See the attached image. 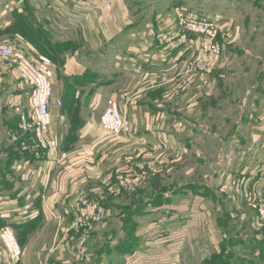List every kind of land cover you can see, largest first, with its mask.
I'll return each instance as SVG.
<instances>
[{
  "label": "crops",
  "instance_id": "crops-1",
  "mask_svg": "<svg viewBox=\"0 0 264 264\" xmlns=\"http://www.w3.org/2000/svg\"><path fill=\"white\" fill-rule=\"evenodd\" d=\"M139 1L0 0V46L24 51L53 84L49 144L42 146L19 126L20 115L29 111L32 88L13 61L0 57V218L17 233L23 228L21 245L27 253L21 264H90L96 257H113L90 251L98 227L76 228L79 200H98L107 209L111 197L134 198L149 189L145 185L151 177L168 174L182 162L188 155L180 139L183 116L215 87L232 59L233 17L208 16L219 20L222 43L219 59L211 62L198 44L178 45L174 25L166 23L171 17L140 26L128 5ZM110 100L118 103L129 132L112 136L102 129ZM260 127L237 155L242 189H226L225 200L213 204L212 211L204 210L206 200L197 197L189 215L186 190L166 194L172 206L180 203L174 220L180 222L176 260L180 253L189 258V227L210 221L214 254L204 259L228 255V264H264V222L251 204L264 196V123ZM6 163L15 166L4 171ZM8 181L13 186L5 190ZM119 202L129 205L125 199ZM146 241L144 257L151 258L153 244L149 237ZM0 264L12 263L1 254Z\"/></svg>",
  "mask_w": 264,
  "mask_h": 264
},
{
  "label": "rangeland",
  "instance_id": "rangeland-1",
  "mask_svg": "<svg viewBox=\"0 0 264 264\" xmlns=\"http://www.w3.org/2000/svg\"><path fill=\"white\" fill-rule=\"evenodd\" d=\"M128 5H133L135 21L143 28L158 25L166 16L174 18L176 10L182 9L203 10L211 17L222 14L226 20L233 17L236 31L232 45L227 48L232 59L215 87L183 116L180 139L187 147V157L175 164L168 174L151 177L145 185L149 189L138 192L134 198L122 197L123 194L111 197L105 219L90 226L98 227L99 231V236L95 235L90 242V251L113 256L96 257L90 264H228V255L204 259L206 254H214L210 248L213 234L210 221L189 227V258L185 252L183 256L187 259H182L181 253L180 259L174 258L180 248V222L174 223L180 203L172 206L166 194L179 196L182 188L186 190L183 195L189 199L188 214L193 215L197 197L206 200L204 210L212 211L213 204L217 207L219 199L225 200L226 189H242L243 176L237 171V155L244 150V140L250 139L254 132H261L260 126L264 123V0H140ZM138 8L140 14L137 16ZM232 143H236L233 149ZM14 166L6 163L1 169L8 171ZM12 186L11 181L3 185L5 190ZM122 199L129 205L121 206L119 201ZM262 201L264 196L251 202L255 205L256 217ZM148 204L151 206L147 207ZM172 207L176 209L172 210ZM6 226V219L0 218V233ZM22 229L15 232L20 245L24 240ZM148 237L153 244L150 251L154 250L149 255L151 258L144 257L148 256V249L147 241L143 240ZM0 245V255L8 262L5 247L3 243ZM134 251L142 255L135 259L119 257Z\"/></svg>",
  "mask_w": 264,
  "mask_h": 264
},
{
  "label": "built area",
  "instance_id": "built-area-1",
  "mask_svg": "<svg viewBox=\"0 0 264 264\" xmlns=\"http://www.w3.org/2000/svg\"><path fill=\"white\" fill-rule=\"evenodd\" d=\"M166 23L174 25L178 38V45L189 48L198 44L202 57L216 62L222 51L218 39L220 22L217 18H210L204 14L180 12L174 18H168ZM0 57L13 61L22 81L32 88L30 108L27 113L20 115L19 126L25 133L33 134L35 141L42 146H48V138L52 127L50 101L53 94V84L48 75L40 69L24 51L14 50L7 46H0ZM61 107V101H57ZM101 127L112 136L129 132V125L122 115L118 103L110 100L107 109L101 117ZM143 179L137 180L141 185ZM128 185L129 181L126 182ZM258 217L264 222V202L258 205ZM76 228L90 227L101 222L106 217V208L98 200L83 197L76 206ZM3 243L12 264H18L27 253V248L19 244L17 235L12 226L4 227L0 233Z\"/></svg>",
  "mask_w": 264,
  "mask_h": 264
},
{
  "label": "trees",
  "instance_id": "trees-1",
  "mask_svg": "<svg viewBox=\"0 0 264 264\" xmlns=\"http://www.w3.org/2000/svg\"><path fill=\"white\" fill-rule=\"evenodd\" d=\"M104 205V204H103ZM223 264H226V263H223Z\"/></svg>",
  "mask_w": 264,
  "mask_h": 264
}]
</instances>
